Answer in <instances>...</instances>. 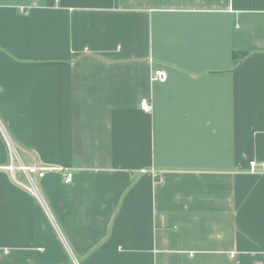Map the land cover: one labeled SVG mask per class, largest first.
Here are the masks:
<instances>
[{
	"label": "crops",
	"instance_id": "1",
	"mask_svg": "<svg viewBox=\"0 0 264 264\" xmlns=\"http://www.w3.org/2000/svg\"><path fill=\"white\" fill-rule=\"evenodd\" d=\"M0 122V264H264V0H0Z\"/></svg>",
	"mask_w": 264,
	"mask_h": 264
},
{
	"label": "built area",
	"instance_id": "2",
	"mask_svg": "<svg viewBox=\"0 0 264 264\" xmlns=\"http://www.w3.org/2000/svg\"><path fill=\"white\" fill-rule=\"evenodd\" d=\"M24 12V9H21ZM166 74L162 70L154 71L150 76L151 82H165ZM140 109L144 112H150L152 109L151 103L147 99H142L140 102ZM0 133L4 140L5 146L8 151L9 161L6 165L0 167V169L13 174L15 171H20L24 174L25 179L28 183L27 189L28 191L42 204H44V200L39 188V179L42 178L46 172L48 171H61V168L49 167V166H41V165H32L27 166L23 163L20 158L19 151L20 148L16 144V142L11 138L8 132L4 129L0 122ZM248 173L257 175L264 174V163L258 164L255 161H250L248 163ZM72 180V174H65V182L70 183Z\"/></svg>",
	"mask_w": 264,
	"mask_h": 264
},
{
	"label": "trees",
	"instance_id": "3",
	"mask_svg": "<svg viewBox=\"0 0 264 264\" xmlns=\"http://www.w3.org/2000/svg\"><path fill=\"white\" fill-rule=\"evenodd\" d=\"M244 56H246V53H236L234 52L233 55H232V61L233 63H237L240 59H242Z\"/></svg>",
	"mask_w": 264,
	"mask_h": 264
}]
</instances>
